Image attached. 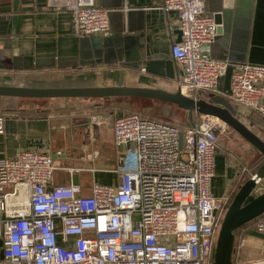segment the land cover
Returning a JSON list of instances; mask_svg holds the SVG:
<instances>
[{
	"label": "built area",
	"instance_id": "1",
	"mask_svg": "<svg viewBox=\"0 0 264 264\" xmlns=\"http://www.w3.org/2000/svg\"><path fill=\"white\" fill-rule=\"evenodd\" d=\"M49 3L71 13L78 35L109 31L107 11L94 0ZM160 8L177 13L181 40L170 46L181 69L177 88L197 99L230 65L203 53L218 24L204 0H161ZM228 90L234 103L264 119V63L233 65ZM225 127L218 117L197 112L187 124L137 112L118 115L113 139L124 151L114 170L117 182L93 180L89 194L76 184L54 185L58 166L48 152L24 149L0 157V264H213L230 201L212 190ZM250 231L264 232V214L235 233L234 264H264V258L244 256Z\"/></svg>",
	"mask_w": 264,
	"mask_h": 264
},
{
	"label": "crops",
	"instance_id": "2",
	"mask_svg": "<svg viewBox=\"0 0 264 264\" xmlns=\"http://www.w3.org/2000/svg\"><path fill=\"white\" fill-rule=\"evenodd\" d=\"M94 3L107 11L106 34L74 33L71 13L49 5V0H0V85L177 90L181 69L170 53L171 44L181 40L177 13L162 11L161 0ZM225 5L221 7L223 23L203 53L230 65L216 87L202 91L199 98L220 96L238 105L228 95L230 74L235 64L264 63V0H226ZM204 6L208 13H219L211 0H204ZM99 38L110 43L112 52L94 51L93 43ZM138 102L146 108L180 109L138 97H0L4 116L0 157H12L24 149L48 152L58 166L54 185L76 184L82 194H89L93 180L117 182L114 170L124 148L114 143L113 119ZM184 115L187 121L177 123H189L186 111ZM235 169L231 155L218 143L212 183L215 195H222L234 180ZM258 244L264 247V239L247 237L244 256L255 259L249 248Z\"/></svg>",
	"mask_w": 264,
	"mask_h": 264
},
{
	"label": "water",
	"instance_id": "3",
	"mask_svg": "<svg viewBox=\"0 0 264 264\" xmlns=\"http://www.w3.org/2000/svg\"><path fill=\"white\" fill-rule=\"evenodd\" d=\"M226 0H211L218 14L214 15L215 22L223 23L222 9L226 7ZM219 15V16H218ZM221 18V19H220ZM218 32V26H217ZM94 51L112 52L110 43L103 38L93 43ZM164 64V63H163ZM166 67L167 64L165 63ZM159 69V66L157 67ZM159 71V70H154ZM0 97L22 98H105V97H138L170 103L188 113L192 122L194 113H201L218 117L243 137L251 146L264 156V138L257 135L239 116H250L252 124H258L264 130V119L257 114H251L248 107L231 104L220 96L193 99L182 94L177 88L169 91L161 88L144 86H83V87H27L14 85H0ZM180 142L182 137L179 138ZM264 179V162L259 165L255 173L246 179L234 195L228 206L215 244L213 264H234L232 249L235 230L242 225L264 214V192L255 194L258 182ZM250 235L264 239V232L250 231ZM2 258V255L0 256Z\"/></svg>",
	"mask_w": 264,
	"mask_h": 264
},
{
	"label": "rangeland",
	"instance_id": "4",
	"mask_svg": "<svg viewBox=\"0 0 264 264\" xmlns=\"http://www.w3.org/2000/svg\"><path fill=\"white\" fill-rule=\"evenodd\" d=\"M126 112H137L166 121L180 123L187 121L184 111L176 109V107H167L164 105L158 108H146L143 107V103L138 102L129 106ZM251 114L253 115L254 113L251 112ZM239 118L252 131L264 138V130L262 129V131H259V125L255 123L253 125L251 122L252 118L250 116H239ZM218 143L226 148V150L231 155V159L236 165V176L234 180L228 184V187L223 192L229 196V206L240 186L246 179L251 177L259 165L264 162V156H262V154L259 153L253 146H251L243 137H241L227 125L220 133L218 137ZM262 192H264V179L259 181L256 186V190L254 191L256 195ZM247 237L250 238L253 236L248 235ZM249 251L253 253L255 258H264V247H262L261 244L251 246Z\"/></svg>",
	"mask_w": 264,
	"mask_h": 264
},
{
	"label": "trees",
	"instance_id": "5",
	"mask_svg": "<svg viewBox=\"0 0 264 264\" xmlns=\"http://www.w3.org/2000/svg\"><path fill=\"white\" fill-rule=\"evenodd\" d=\"M262 215H263V214H262ZM244 225H245V224H244ZM242 226H243V225H242ZM239 228H240V227H239ZM239 228H238V229H239ZM238 229H237V230H238ZM237 230H235L234 234L237 232Z\"/></svg>",
	"mask_w": 264,
	"mask_h": 264
},
{
	"label": "flooded vegetation",
	"instance_id": "6",
	"mask_svg": "<svg viewBox=\"0 0 264 264\" xmlns=\"http://www.w3.org/2000/svg\"><path fill=\"white\" fill-rule=\"evenodd\" d=\"M259 128V131H262V128L258 127Z\"/></svg>",
	"mask_w": 264,
	"mask_h": 264
}]
</instances>
